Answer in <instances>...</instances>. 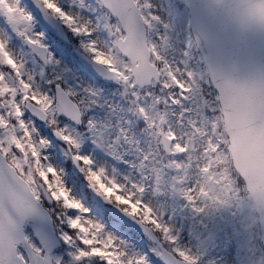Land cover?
Segmentation results:
<instances>
[{"label":"snow or ice","instance_id":"6c2138e0","mask_svg":"<svg viewBox=\"0 0 264 264\" xmlns=\"http://www.w3.org/2000/svg\"><path fill=\"white\" fill-rule=\"evenodd\" d=\"M0 264H264V0H0Z\"/></svg>","mask_w":264,"mask_h":264},{"label":"trees","instance_id":"16d2710c","mask_svg":"<svg viewBox=\"0 0 264 264\" xmlns=\"http://www.w3.org/2000/svg\"><path fill=\"white\" fill-rule=\"evenodd\" d=\"M64 163L67 164L68 162H67V161H64ZM67 170H68V169L66 168V171H67Z\"/></svg>","mask_w":264,"mask_h":264},{"label":"rangeland","instance_id":"374dc122","mask_svg":"<svg viewBox=\"0 0 264 264\" xmlns=\"http://www.w3.org/2000/svg\"><path fill=\"white\" fill-rule=\"evenodd\" d=\"M71 182V181H70Z\"/></svg>","mask_w":264,"mask_h":264}]
</instances>
